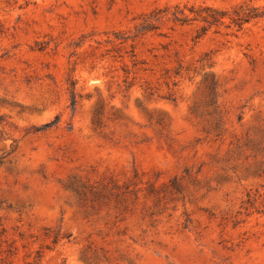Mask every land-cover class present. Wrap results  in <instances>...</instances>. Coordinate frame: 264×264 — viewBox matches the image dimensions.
<instances>
[{"label":"rangeland","instance_id":"1","mask_svg":"<svg viewBox=\"0 0 264 264\" xmlns=\"http://www.w3.org/2000/svg\"><path fill=\"white\" fill-rule=\"evenodd\" d=\"M241 4L0 0V264H264V15H195Z\"/></svg>","mask_w":264,"mask_h":264},{"label":"trees","instance_id":"2","mask_svg":"<svg viewBox=\"0 0 264 264\" xmlns=\"http://www.w3.org/2000/svg\"><path fill=\"white\" fill-rule=\"evenodd\" d=\"M203 10L204 13H195L196 18L200 17L205 22L203 30H208V28H210L212 25L225 24L227 18L230 19L231 24L241 28L244 23L264 15L263 11L261 12L257 7H253L248 4H241L232 12H229L228 10H219L208 5L204 6ZM182 14V18H179L176 15L175 19L186 22L188 20V15H186L184 12H182ZM145 28H148V25H145Z\"/></svg>","mask_w":264,"mask_h":264}]
</instances>
